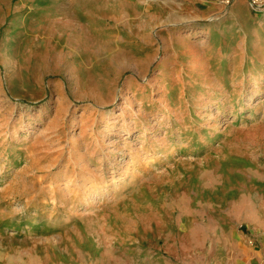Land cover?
<instances>
[{
  "label": "rangeland",
  "instance_id": "obj_1",
  "mask_svg": "<svg viewBox=\"0 0 264 264\" xmlns=\"http://www.w3.org/2000/svg\"><path fill=\"white\" fill-rule=\"evenodd\" d=\"M64 1L0 0V264H264V0Z\"/></svg>",
  "mask_w": 264,
  "mask_h": 264
},
{
  "label": "crops",
  "instance_id": "obj_2",
  "mask_svg": "<svg viewBox=\"0 0 264 264\" xmlns=\"http://www.w3.org/2000/svg\"><path fill=\"white\" fill-rule=\"evenodd\" d=\"M60 6V5H58ZM54 6H51L49 8H53ZM62 7L61 9L58 8V11H62V20L64 22H62L65 26L67 27H70L68 24H70V21L72 19V0H65L64 3L60 6ZM71 11V12H69ZM65 22H68L65 23ZM236 193L235 196H232L231 193H230V196L232 199H235V203L234 204H238L239 207H240V210L242 212H245L243 209H245L246 211H251V210H254L255 207H259L261 206L259 203L255 202H252V201H248V199H246L248 196H250V192H246V191H238V190H235ZM237 195V197H236ZM240 196V197H239ZM242 198H245V200H242ZM230 203V202H229ZM214 207H215V204H212ZM250 218H253V216H249ZM246 218V217H245ZM244 218V219H245ZM213 227V226H212ZM214 233V232H212Z\"/></svg>",
  "mask_w": 264,
  "mask_h": 264
},
{
  "label": "built area",
  "instance_id": "obj_3",
  "mask_svg": "<svg viewBox=\"0 0 264 264\" xmlns=\"http://www.w3.org/2000/svg\"><path fill=\"white\" fill-rule=\"evenodd\" d=\"M251 4H252V7L256 9L259 5L262 4V0H251Z\"/></svg>",
  "mask_w": 264,
  "mask_h": 264
},
{
  "label": "bare ground",
  "instance_id": "obj_4",
  "mask_svg": "<svg viewBox=\"0 0 264 264\" xmlns=\"http://www.w3.org/2000/svg\"><path fill=\"white\" fill-rule=\"evenodd\" d=\"M182 223H183V222H182ZM12 239H13V238H12ZM46 239H47L48 241H51V238H50V237H47Z\"/></svg>",
  "mask_w": 264,
  "mask_h": 264
}]
</instances>
